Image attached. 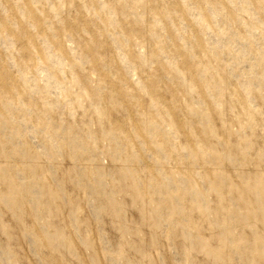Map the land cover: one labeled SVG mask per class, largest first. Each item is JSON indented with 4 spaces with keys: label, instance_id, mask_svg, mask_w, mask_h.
I'll list each match as a JSON object with an SVG mask.
<instances>
[{
    "label": "clouds",
    "instance_id": "clouds-1",
    "mask_svg": "<svg viewBox=\"0 0 264 264\" xmlns=\"http://www.w3.org/2000/svg\"><path fill=\"white\" fill-rule=\"evenodd\" d=\"M0 264H264V0H0Z\"/></svg>",
    "mask_w": 264,
    "mask_h": 264
},
{
    "label": "rangeland",
    "instance_id": "rangeland-1",
    "mask_svg": "<svg viewBox=\"0 0 264 264\" xmlns=\"http://www.w3.org/2000/svg\"><path fill=\"white\" fill-rule=\"evenodd\" d=\"M130 215L133 216L134 218H137L138 219V216H137V214L134 211L131 212Z\"/></svg>",
    "mask_w": 264,
    "mask_h": 264
}]
</instances>
